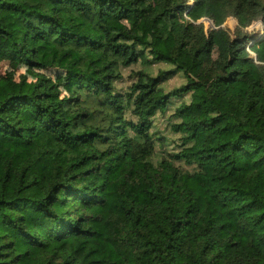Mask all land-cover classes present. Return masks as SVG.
I'll list each match as a JSON object with an SVG mask.
<instances>
[{"label": "trees", "instance_id": "1", "mask_svg": "<svg viewBox=\"0 0 264 264\" xmlns=\"http://www.w3.org/2000/svg\"><path fill=\"white\" fill-rule=\"evenodd\" d=\"M260 20L264 0H0L36 76L0 91V264H264ZM169 110L180 144L157 157Z\"/></svg>", "mask_w": 264, "mask_h": 264}, {"label": "rangeland", "instance_id": "2", "mask_svg": "<svg viewBox=\"0 0 264 264\" xmlns=\"http://www.w3.org/2000/svg\"><path fill=\"white\" fill-rule=\"evenodd\" d=\"M230 19V20H227ZM224 20L222 27L226 28L231 36L235 38L237 36V32L240 28V23L236 25L237 18L229 17ZM236 19V20H235ZM249 33L253 38H257L259 34L264 32V24L263 22L257 21L252 24L251 27L248 28ZM252 44V43H251ZM10 49L8 47V43L4 39H0V91L6 90V85L4 84V78L7 74H14L15 78L19 80L21 76H26L28 82L34 81L36 79L35 74L28 70V68L15 62L10 57ZM147 66L144 64H138L127 69L123 70V79L117 83V89L119 91H126L128 87L135 80V73L144 70ZM159 68L166 69L164 65L153 66L149 71L154 75L157 74ZM46 74L52 77L55 81L60 83L62 88H65L64 82V74L58 70H49ZM185 84V79L182 75H177L167 81L164 86L167 92L181 87ZM174 110H169L165 116L160 115L154 121V127L152 128V133L154 134V138L156 140V155L157 157H161L170 153L178 148L180 136L175 134L172 125V115Z\"/></svg>", "mask_w": 264, "mask_h": 264}, {"label": "built area", "instance_id": "3", "mask_svg": "<svg viewBox=\"0 0 264 264\" xmlns=\"http://www.w3.org/2000/svg\"><path fill=\"white\" fill-rule=\"evenodd\" d=\"M211 26H213V27H214V25H212V24H211Z\"/></svg>", "mask_w": 264, "mask_h": 264}]
</instances>
